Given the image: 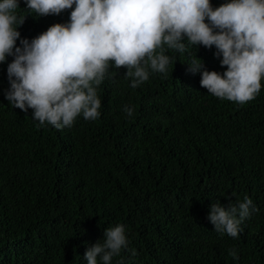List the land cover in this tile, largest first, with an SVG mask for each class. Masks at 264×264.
Here are the masks:
<instances>
[{
  "label": "trees",
  "instance_id": "16d2710c",
  "mask_svg": "<svg viewBox=\"0 0 264 264\" xmlns=\"http://www.w3.org/2000/svg\"><path fill=\"white\" fill-rule=\"evenodd\" d=\"M226 2L210 0L213 8ZM18 4L20 39L69 22L68 9L36 16L25 0ZM215 52L166 50L167 72L150 71L136 88L125 68L110 66L97 90L98 119L80 115L62 129L39 125L32 109L5 99L7 56L0 63V264H87V249L117 224L127 247L110 264H264V77L244 104L208 93L188 64L196 56L201 69L223 74ZM244 197L253 203L241 233H217L210 206ZM233 248L238 260L228 254Z\"/></svg>",
  "mask_w": 264,
  "mask_h": 264
},
{
  "label": "clouds",
  "instance_id": "9594fccd",
  "mask_svg": "<svg viewBox=\"0 0 264 264\" xmlns=\"http://www.w3.org/2000/svg\"><path fill=\"white\" fill-rule=\"evenodd\" d=\"M25 4L36 16L59 15L67 9L70 13L69 22L55 23L29 41L20 39L18 26L24 25L25 16L17 15L18 0H0V63L11 56L10 87L4 96L12 107L32 109L41 126L70 128L80 115L95 121L101 114L97 90L110 66L125 68L130 86L136 88L149 79L150 71L167 72L173 58L166 50L184 52L188 46H214V55L226 66L223 74L201 69L196 56L188 64L190 72H200V86L208 93L244 104L261 90L264 0H229L216 8L210 0H25ZM134 111L124 108L129 117ZM252 203L248 197L227 208L207 203V219L217 233L236 238ZM126 247L125 227L117 224L104 230L103 239L87 249L85 259L87 264H98V258L110 264ZM228 254L239 259L234 248Z\"/></svg>",
  "mask_w": 264,
  "mask_h": 264
}]
</instances>
